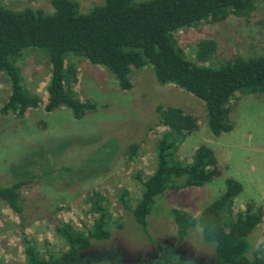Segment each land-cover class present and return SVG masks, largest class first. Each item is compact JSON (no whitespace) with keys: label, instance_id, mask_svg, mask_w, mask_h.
<instances>
[{"label":"rangeland","instance_id":"1","mask_svg":"<svg viewBox=\"0 0 264 264\" xmlns=\"http://www.w3.org/2000/svg\"><path fill=\"white\" fill-rule=\"evenodd\" d=\"M85 11L101 0H76ZM12 10L26 6L51 11L49 0H4ZM184 54L194 59L196 44L209 39L217 44L210 64L237 56L264 52V3L256 1L246 17L228 16L222 21L205 23L176 34ZM24 51L18 67L25 86L37 95L40 105L24 117L0 115V184H8L11 166H35L36 173L48 169L43 180L22 191L21 215L0 205V263L20 264L24 260L21 239L33 240L42 251L63 249L56 236L57 224L70 222L84 229L95 218L87 202L92 192H103L111 202L113 216L122 229H115L110 240L95 242L85 259L109 258L135 264H170L187 260L195 264H214L210 246L197 232L191 231L180 247L174 240L172 209L188 210L196 216L219 197L225 180L242 186L234 210L247 204L264 213V92L239 95L232 102L229 119L233 129L214 137L207 125L205 108L200 101L173 84H159L151 67L130 73L132 89L123 91L103 67L76 60L78 82L74 93L93 103L96 110L76 119L68 108L52 112L43 109L47 101L49 66L37 52ZM9 94V82L0 73V107ZM158 107H177L198 120V129L186 135L178 149L179 158L188 162L199 146L210 148L219 174L202 188L167 191L156 200L148 217L147 232L141 233L131 213L115 200L116 193L128 191L133 204L141 192L136 176L150 175L155 166V143L164 130L159 124ZM138 151L125 157L129 145ZM22 164V165H21ZM39 167V169H38ZM59 167V168H58ZM63 167V168H62ZM67 167V168H66ZM62 169V170H61ZM250 253L264 248V220L249 237Z\"/></svg>","mask_w":264,"mask_h":264},{"label":"trees","instance_id":"2","mask_svg":"<svg viewBox=\"0 0 264 264\" xmlns=\"http://www.w3.org/2000/svg\"><path fill=\"white\" fill-rule=\"evenodd\" d=\"M256 1L264 3V0H101L83 11L76 0H49L51 11H45L28 6L12 10L0 0V73L9 82V94L0 107V115L20 118L39 107V97L25 86L18 67L24 51H35L49 66L47 101L43 106L46 112L64 107L80 119L96 110L93 103L74 93L78 82L76 60L83 59L106 69L123 91L133 87L132 71L151 67L159 84H173L203 104L214 137L229 133L233 129L229 119L233 100L239 95L264 92V52L210 64L217 50L214 41L200 40L191 60L180 48L176 34L228 16L246 17L253 12ZM157 111L164 130L155 143L154 169L146 177L136 176L141 192L133 204L128 191L121 190L114 197L124 211L131 213L148 240H151L148 217L159 197L169 190L202 188L219 174L212 150L204 145L194 150L188 162L178 156L186 135L197 131L198 120L177 107H158ZM138 148L137 144L129 145L125 157L132 159ZM35 168L26 163L11 166V181L0 184V205L14 214H22L23 189L43 180L42 176L48 173V169L41 168L36 173ZM241 191L240 183L227 179L223 193L196 216L188 210L172 209L175 236L170 245L182 246L193 230L198 240L201 235L206 244L214 245L213 250L209 247L214 264H264V248L249 255L248 242L263 222L264 213L250 203L243 210H234ZM87 202L95 215L89 225L80 229L70 222L57 224L55 234L65 246L58 253L46 250L49 244L42 251L33 240L23 237L24 260L20 264H135L109 258L85 259L93 243L110 240L113 227L123 228L121 219L113 216L114 201L110 202L105 193L92 192ZM177 260L170 264H195Z\"/></svg>","mask_w":264,"mask_h":264}]
</instances>
